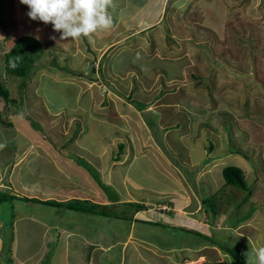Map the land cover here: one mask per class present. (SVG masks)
<instances>
[{"label":"rangeland","instance_id":"1","mask_svg":"<svg viewBox=\"0 0 264 264\" xmlns=\"http://www.w3.org/2000/svg\"><path fill=\"white\" fill-rule=\"evenodd\" d=\"M114 3L115 7L109 9L113 17L110 29L98 31L91 38L60 40V33L54 32L50 23L31 20L26 15L27 6L20 0H0V82L15 100L8 102L6 108L1 103L0 144L6 143L14 133L15 125L9 120V111H16L32 129L30 121L27 119L29 124L23 116L27 112L46 138H54L57 133L70 134L68 137L82 134L85 132L81 128L83 124L86 126V161L105 183L109 172L104 174L99 162L109 167L113 155L120 152L119 143L125 146L130 139L144 151L151 144L155 148H149L151 152H158L161 159L167 157L178 164L186 183L182 181L185 194H181L180 200L185 205L176 209L179 215L166 213V207L160 209L148 205L152 209L147 214L149 219L161 216L156 219L160 227L155 230L162 234L146 237L152 243L149 247L155 243L160 248H153L158 252L147 260L150 264H238L213 240L224 248L235 246L249 254L253 248L264 246V0H114ZM157 17L160 20L149 28L134 31L131 37H121ZM20 35L34 36L41 47L36 51L25 80L28 86L24 88L21 78L10 75L5 78L1 62L4 53ZM110 42L115 44L108 45ZM135 50L139 55L132 60L129 52L135 54ZM159 55L162 58H158ZM138 56L160 65L161 70L157 68L158 73H155L152 64L139 62ZM94 57V77L79 78L74 74L75 86L59 82L66 80L63 75L72 77L73 71L85 66L86 73H89L93 65L90 60ZM153 59L165 62L158 64ZM54 75L60 77L55 79L58 83L51 79ZM36 90L44 94L39 96L46 97V109L43 99H35ZM76 92L83 93L77 96L79 99L86 97V104L77 102L84 110L73 116L66 99L73 102ZM133 99L141 101L146 108L140 111ZM115 103L119 104L116 112L111 110ZM58 105L65 111L60 110L56 116L52 113ZM82 114H86V120ZM114 115L125 117L107 123L108 116ZM104 116H107L106 122L102 120ZM146 116L152 117L153 124L159 123L156 128L159 134L149 126ZM8 120L10 125L6 124ZM105 136L106 140H103ZM98 137H101L99 142ZM94 138H98L95 143ZM187 144L196 147V152L193 150L192 153L196 165L190 164L186 154L181 152ZM66 148L67 145L57 144L59 152L67 151V156H71ZM6 150L0 155L2 163L18 155L13 152L14 146ZM109 154H112L111 158H108ZM154 158L160 162L158 155ZM229 164L240 166L251 190L247 200L237 208L235 202L243 198V191L225 186L220 179L221 167ZM86 175V186L92 188L86 191L88 200L107 204L112 192H121V185L115 181L113 185L106 183L109 188L102 187L87 170ZM136 178L142 179L138 175ZM171 199L169 197L159 204L172 206L174 200L171 202ZM195 204L199 206L198 211ZM13 205L7 200L0 203L1 257L5 254L3 248L11 246V238L14 242L21 241L20 254L32 250L35 242L32 236H27L33 234L31 226L26 229L25 225L24 230L7 224L14 219L11 212L19 211ZM115 209L116 213L117 210L127 212L129 207L119 204ZM249 210H253L249 217L231 227L230 221L248 216ZM196 211H201V217H196L198 213L191 214ZM76 212L72 214L78 215L77 219L86 218V228L108 230L112 227L116 235L123 233L129 222L128 219L110 216L103 219L100 215ZM152 212H156L154 217ZM54 214V220L59 223L67 220L57 216L55 210ZM179 216L182 220L178 221ZM165 220L169 222L165 223ZM197 220L204 229L196 227ZM163 231L171 234L163 235ZM190 233L194 238L189 237ZM154 238H157L155 242ZM200 240L201 249L198 245L190 247L193 241L198 243ZM170 241L173 246L168 245ZM177 245L187 249H180ZM53 247L52 242L45 244L43 259L49 257L48 264H52L53 256L49 252ZM7 254L4 257L9 259L3 258L0 264H10L11 259L13 264H21L15 255H9L10 251ZM35 261V258H28L22 262L37 264Z\"/></svg>","mask_w":264,"mask_h":264},{"label":"crops","instance_id":"2","mask_svg":"<svg viewBox=\"0 0 264 264\" xmlns=\"http://www.w3.org/2000/svg\"><path fill=\"white\" fill-rule=\"evenodd\" d=\"M157 18L144 27H137L135 29H132L130 33L122 34L121 37H131L134 31H138L142 28H149L153 25V23H156L158 22V20H160V18ZM113 44L115 43H108V45ZM93 53L94 55H96V52L93 51ZM129 53L131 54L130 59L133 58L132 60H134V57L136 55H139L136 50L135 54H133L131 51ZM105 55L106 54H104L103 57H105ZM158 58L162 57L160 56ZM90 61L93 62V65H91V71L89 73H86L85 66L84 68H81V70H77L76 72L73 71V75L71 74L72 77L67 78L63 75V78H65L66 80H59V82H68L70 83V85L75 86L77 83L74 81V74H77V77L79 78H87L90 75V77H94L95 73L93 69L95 57ZM140 61L145 62L148 65L152 64V68L155 70V73H158L157 68L160 65L151 62L149 63L147 62L149 60L143 58H141L139 62ZM152 61L156 63L158 62V64L159 62H165L164 60L161 61L160 59H153ZM98 62H101L100 59H98ZM97 67L99 68L98 65ZM158 70H161V68H158ZM3 74L6 78V74L4 72ZM51 79L54 82L58 83L57 81H55V79H60V77L54 75L53 77H51ZM26 86L28 85L25 83V86L23 85V88ZM81 93L76 92L73 102L66 99V104L69 103L68 106H70L68 109L73 116H76V113L79 114L81 110H84V108H82L81 105L77 103L81 102L82 104H86V97L83 98L82 96V98L79 99L77 96ZM39 94L41 96H44L43 93H40L37 90L34 91V95L36 96L35 99H43V103L46 109L47 99L46 97L39 96ZM84 96H86V94H84ZM134 102L140 103V107L142 108L139 109L138 105H136V103ZM1 103L6 108L4 100L0 98V109H2ZM133 103L140 111L146 108V105H144L141 101H137V99H133ZM117 106H119V104L115 103L114 107H112L111 110L115 111V109H117ZM60 110L65 111V108L61 105H58V108H55L52 114H55L57 116L59 115L58 112ZM151 114L157 115L156 113L152 112ZM8 116L10 117L9 120H13V123L15 125L13 126L14 133L11 134V136L6 140V143L0 144V155L7 151L6 148L8 149L11 146H14L13 152H18V155H14V159H11V157H9L8 161H6L5 163H2V156L0 157V191L14 196L11 202H13V206L16 209H19V211H16L15 214L13 213L14 219L12 221V225H14L15 228L20 227L22 229H24L25 225H27L26 229L31 226L33 228L31 229L33 234H28L27 236H32L35 240L32 246V250H30L29 252L26 251L27 253L23 252V254L19 253V251H22L21 241L16 240L14 242L13 240V242H11L10 252L16 256L21 264H26L27 261L24 263L22 261L27 260L28 258H35V262H37V264H40L41 260L44 258L45 244L48 242L49 244H51V242L54 244L52 252L53 257H51L52 264H59L60 259L61 264H150V261L147 260L149 258L147 257H152V255H155L156 252H158L155 250H159L160 248L157 247L158 244L156 246L155 243L151 247H149L150 242H148L149 239H147L146 237H157L159 234L161 235L162 232L155 230V228L160 227L159 225H152L148 224L147 222L136 221L135 218L148 219L149 217H147V214L152 211V209L150 210V207L148 205H151L152 207H159L160 209L166 207V213L170 212L174 216L179 215V212L176 209L181 208L185 205V203H182L180 198L181 194H185V188L182 186V181H184L185 183L186 181L183 175L181 176V173L179 172V169L177 167L178 164L165 156V158L161 159V154H158V152H156L157 154L151 152L149 148H154L151 144H148L149 146L146 147L144 151L143 149H138L130 139H128V144H126L125 146L124 143H119L118 145L122 144V149L119 153H117V155H113V159L109 167L104 162L102 163V165H100L101 161H98L100 170L105 171L104 174H106L107 171L109 172L106 183L113 185V181H115L117 184L119 183L122 188L120 189L121 192L116 191V193H114V195L117 196L116 198H114V195H111L109 198H107V204L115 207L119 204L123 205L125 204V202H138L141 204H145V208L134 212V214L132 215V219H128V224L124 226V232H121L119 235H116L112 232V227H109L108 230H100L99 228L97 229L96 227H92L91 230L89 227L86 228V218H84V220L77 219L78 215L72 214L75 213L74 210H69L66 208H56L52 206H43V204L36 203L32 200L33 198L41 201L56 200L62 202L68 201L69 199L73 198L86 200V191H90L92 189L90 188V186H86V168L78 164L73 158L75 156H78L86 161V152L84 150V148L86 147V126L83 127V124H81V128L85 130V132H83L82 134L72 135L68 137L70 134L63 135L57 133L54 134V138H51L49 136L48 138H46V136L41 131H38L37 127L33 124L32 116L28 115L27 112L26 116H28L29 119L25 117V115L23 116L25 117V120L28 119L30 121L31 124L27 120V122L32 126L31 128L33 130L30 129L29 126H27L24 120H21L22 118L16 111H9ZM85 116L86 114H82V117H84V119L86 120ZM108 117L109 118L107 120V123H110L111 120H115L116 122L121 120L125 116L114 115L113 117ZM106 119L107 116L102 117L103 122H106ZM161 119H163L162 116ZM9 120L6 123L7 125H10ZM157 120L159 121V119ZM112 125H114V123H112ZM158 125L159 123H155L152 129L154 132H156V134L158 133V130H156ZM162 132L163 129L161 130L160 134H162ZM98 138H94L93 142L95 143L97 139L99 142L101 137ZM103 140H106V136L103 137ZM57 144L63 145L65 147L67 145L66 149H68V152H70V154L72 155L67 156V151L59 152L57 149ZM189 146L188 144L186 145V147L184 145L181 152H184V154H186L185 158L189 160L188 162H190V164L196 165V159L192 154L193 150H195L196 152V147L193 145L190 147ZM76 147L78 150H75ZM103 149H105V147H103ZM64 154H66V157L64 156ZM155 155L159 156V163L155 161ZM111 157L112 154H109L108 158ZM116 157L118 158L117 160L114 159ZM100 159L102 158L100 157ZM128 175L130 178L127 177ZM137 175L141 176L142 179H137ZM123 176L125 177L123 178ZM180 176L183 177L182 180ZM131 177L139 181L137 182ZM221 178L222 175L220 171V179ZM217 179L218 178L216 177V181ZM44 189H46V192L44 191ZM169 197H172L171 202L174 200V205L169 206L167 205V203H163L162 205L159 204V202L167 201V198ZM195 205L198 211L199 206L197 204ZM44 210H47V212L43 213ZM54 210L57 211V216H60L61 218H67V220L63 219V221H60L62 225L57 222V220H54ZM197 211L192 212L191 214L198 213L196 214V217L199 218L201 217V211ZM77 212L81 213L82 215H86V213L79 211ZM100 217H103V219H107L108 216ZM118 219L121 220L120 218ZM179 219L182 220V216H179L177 218L178 221ZM166 221L167 220H165V223ZM177 222L176 224H178ZM196 223V227H201L198 220L196 221ZM165 226L166 225H164L163 227ZM80 227H82V229H80ZM209 227L207 226V228ZM202 228L204 229L205 227L202 226L201 229ZM170 234V232L163 231V235L169 236ZM191 234L193 233H190L189 237L194 238L193 236H191ZM172 236L174 237V235ZM186 238H188V236H186ZM156 239L157 238H154L153 242H155ZM184 242L188 241L184 240ZM207 244H209V242H207ZM210 244L213 245L212 243ZM168 245L173 246V242L170 241ZM196 245H198L199 249H201V246L203 245L202 241L200 240L198 243H195L193 241V243L190 244V247H194ZM177 246L180 249L185 248V246ZM153 248H155V250H153ZM190 252H192L191 248ZM199 253L200 252H198V254ZM73 258L75 259V261L72 260ZM110 260H112V262Z\"/></svg>","mask_w":264,"mask_h":264},{"label":"trees","instance_id":"3","mask_svg":"<svg viewBox=\"0 0 264 264\" xmlns=\"http://www.w3.org/2000/svg\"><path fill=\"white\" fill-rule=\"evenodd\" d=\"M0 21L2 22L1 19H0ZM40 50H41V47L38 44V40L34 36H32V35H20V36H18L15 39L13 46L8 51H6L3 55L2 63H3L4 73L6 75L21 78L22 79L21 83L23 86L25 84V80L28 76V73L32 67V64L35 60L36 51H40ZM16 58H18V59H16ZM13 60H15V63L17 65L15 68L10 66V61H13ZM0 98L2 100H4L5 104H7L8 102H14L15 101L13 98L10 97L8 88H6V86L2 85L1 82H0ZM134 103H136V105H138L139 109L142 108V107H140L141 106L140 103H138V102H134ZM8 111H9V109H8ZM23 115H25V117H27L29 119V117L26 116L25 113ZM151 118L152 117H150V116H146L145 120L147 121L149 126L153 129V126L155 125V123L153 124V119H151ZM121 145H119L120 150L122 149ZM211 147H212V145H210L209 148H211ZM73 158L75 159V161L78 164H80L81 166H84L86 168V170L89 171V173L98 182V184L100 186L108 187V185L101 180V178H100L99 174L96 172V170H94L93 168L90 167L91 165L87 161H85L83 158H80L78 156H75ZM114 159L117 160L118 158L116 157ZM221 175H222V178L224 180L225 185L232 186L238 190L243 191V198H241V200L235 202V207L236 208L239 207L242 203H244L247 200V198L249 197V194L251 193L250 186H248L246 180L244 179L242 169L237 164H235V165L234 164L224 165L221 167ZM111 195H114V193L112 192ZM116 197L117 196L114 195V198H116ZM13 198H14V196L7 194L6 192L0 191V203L3 201H6V200L11 202L13 200ZM32 200L36 203H41V204H45L47 206H52V207H56V208H66L69 210L79 211V212L88 213V214H92V215L110 216V217H116V218H121V219H126V220L132 219V215L134 214L135 211L140 210L142 208L143 209L145 208V204H141L138 202H125V204H123L122 206L129 207L127 212H124L123 210L122 211L117 210V213H116L115 212L116 209L114 206L112 207V205H108V204H99L96 202H92L88 199L80 200V199L73 198V199H69L68 201H65V202L56 201V200H43V201H41V200H38L35 198H33ZM112 200H117V199H112ZM252 212H253V210H249V212H247L248 216H246V217L242 216V217L234 219L233 221H230L231 227H235L239 222H242L243 220H245V218L249 217ZM155 214H156V212H153V217L155 216ZM10 216H11V218H13V212H11ZM157 218H161V216H156V218H152V219L135 218V220L140 221V222H147L148 224H152V225H157L158 224V222H156ZM7 224H12V221L7 223ZM0 235H1V233H0ZM10 241L13 242V238H11ZM213 243H215V245L217 244L218 246L223 248L233 258V260L235 262H237L238 264H247V261H248L247 257L249 255V253L247 251H243V250H241L235 246H233V247L228 246V247L224 248L222 246V244H220L219 242L214 241V240H213ZM10 250H11L10 246L3 248L2 252L5 254H3V257L0 256V261H2L3 258L6 260L9 259V257L5 258L4 256L8 255L7 253ZM52 252H53V249L49 253H52ZM246 254H247V256H246ZM9 255L12 256V253ZM47 259H49V257ZM47 259H45V260L42 259L40 264H48ZM10 264H13L12 259H11Z\"/></svg>","mask_w":264,"mask_h":264},{"label":"clouds","instance_id":"4","mask_svg":"<svg viewBox=\"0 0 264 264\" xmlns=\"http://www.w3.org/2000/svg\"><path fill=\"white\" fill-rule=\"evenodd\" d=\"M20 3L27 6L26 15L31 20L50 23L53 31L60 33V40L91 38L113 26L109 9L115 7L114 0H20ZM10 66H17L15 60L10 61ZM247 264H264V246L252 249Z\"/></svg>","mask_w":264,"mask_h":264},{"label":"bare ground","instance_id":"5","mask_svg":"<svg viewBox=\"0 0 264 264\" xmlns=\"http://www.w3.org/2000/svg\"><path fill=\"white\" fill-rule=\"evenodd\" d=\"M210 147V146H209Z\"/></svg>","mask_w":264,"mask_h":264}]
</instances>
